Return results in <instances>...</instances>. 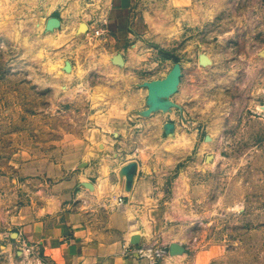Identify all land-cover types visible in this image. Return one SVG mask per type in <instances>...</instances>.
<instances>
[{
  "label": "rangeland",
  "instance_id": "1",
  "mask_svg": "<svg viewBox=\"0 0 264 264\" xmlns=\"http://www.w3.org/2000/svg\"><path fill=\"white\" fill-rule=\"evenodd\" d=\"M128 3L0 0V264L68 218L152 263L264 264V0Z\"/></svg>",
  "mask_w": 264,
  "mask_h": 264
},
{
  "label": "crops",
  "instance_id": "2",
  "mask_svg": "<svg viewBox=\"0 0 264 264\" xmlns=\"http://www.w3.org/2000/svg\"><path fill=\"white\" fill-rule=\"evenodd\" d=\"M116 2L118 10H126L129 7L128 0H116ZM119 16L111 20L116 28L122 21ZM122 187L120 193L130 190ZM115 188L116 186L113 188L114 195H116ZM137 196L138 192H135L131 202L135 201ZM126 211L128 212V209ZM120 217L123 223L129 220L125 214H121ZM28 232L32 240L42 248L43 254L49 256L55 264H157L133 255L128 240L141 238L142 234L138 229H132L130 236H127V231L125 234L122 233V236L120 233L119 238L116 237L118 232L114 234L108 231L101 238L100 235L91 234L88 227L68 218L56 227L35 222Z\"/></svg>",
  "mask_w": 264,
  "mask_h": 264
},
{
  "label": "water",
  "instance_id": "3",
  "mask_svg": "<svg viewBox=\"0 0 264 264\" xmlns=\"http://www.w3.org/2000/svg\"><path fill=\"white\" fill-rule=\"evenodd\" d=\"M179 73H180V69H178V68H176L173 72H172V74L168 77V83H169V86H171V85H173V84H175L177 81H178V75H179ZM164 86H167L168 88H170V90H171V87H169L168 85H167V83L166 84H164ZM135 166H133V165H131V166H129V168H128V173H127V175H128V178L129 179H132L133 178V176H132V174H133V171H134V168ZM134 243H138L139 242V239H134V241H133ZM171 251H180V246H178V245H172V247H171Z\"/></svg>",
  "mask_w": 264,
  "mask_h": 264
},
{
  "label": "bare ground",
  "instance_id": "4",
  "mask_svg": "<svg viewBox=\"0 0 264 264\" xmlns=\"http://www.w3.org/2000/svg\"><path fill=\"white\" fill-rule=\"evenodd\" d=\"M120 60H121V58H120ZM128 168L129 167H126V171H127V173H128ZM130 169V168H129ZM132 180L133 179H129L128 178V182H127V187H129V188H127V189H130V187L132 186ZM123 189V187L122 186H120V185H118V186H116V188H115V192H116V196H117V193H119L120 192V190H122ZM115 196V198H116V202H117V197ZM121 204V203H120ZM151 250V249H150ZM169 259V258H168Z\"/></svg>",
  "mask_w": 264,
  "mask_h": 264
},
{
  "label": "built area",
  "instance_id": "5",
  "mask_svg": "<svg viewBox=\"0 0 264 264\" xmlns=\"http://www.w3.org/2000/svg\"><path fill=\"white\" fill-rule=\"evenodd\" d=\"M98 33H100V31H98ZM40 264H55V263L47 255H42V257H40Z\"/></svg>",
  "mask_w": 264,
  "mask_h": 264
}]
</instances>
